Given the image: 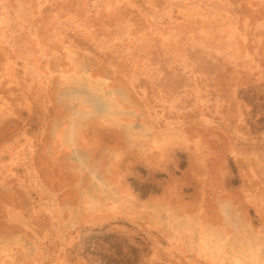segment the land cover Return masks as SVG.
<instances>
[{
    "label": "rangeland",
    "instance_id": "374dc122",
    "mask_svg": "<svg viewBox=\"0 0 264 264\" xmlns=\"http://www.w3.org/2000/svg\"><path fill=\"white\" fill-rule=\"evenodd\" d=\"M0 264H264V0H0Z\"/></svg>",
    "mask_w": 264,
    "mask_h": 264
}]
</instances>
